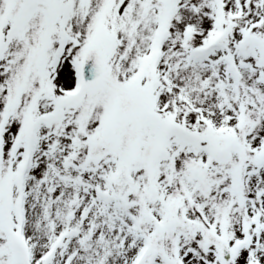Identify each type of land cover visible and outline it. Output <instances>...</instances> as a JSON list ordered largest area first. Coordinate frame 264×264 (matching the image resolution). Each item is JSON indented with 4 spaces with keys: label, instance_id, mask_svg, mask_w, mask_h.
<instances>
[{
    "label": "snow or ice",
    "instance_id": "obj_1",
    "mask_svg": "<svg viewBox=\"0 0 264 264\" xmlns=\"http://www.w3.org/2000/svg\"><path fill=\"white\" fill-rule=\"evenodd\" d=\"M0 264H264V0H0Z\"/></svg>",
    "mask_w": 264,
    "mask_h": 264
}]
</instances>
